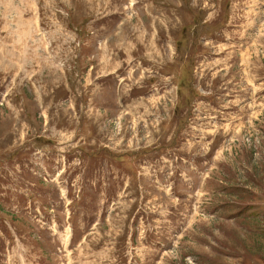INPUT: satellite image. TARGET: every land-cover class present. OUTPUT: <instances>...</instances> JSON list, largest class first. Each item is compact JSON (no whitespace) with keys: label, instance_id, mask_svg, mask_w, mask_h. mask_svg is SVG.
<instances>
[{"label":"rangeland","instance_id":"374dc122","mask_svg":"<svg viewBox=\"0 0 264 264\" xmlns=\"http://www.w3.org/2000/svg\"><path fill=\"white\" fill-rule=\"evenodd\" d=\"M0 264H264V0H0Z\"/></svg>","mask_w":264,"mask_h":264},{"label":"trees","instance_id":"16d2710c","mask_svg":"<svg viewBox=\"0 0 264 264\" xmlns=\"http://www.w3.org/2000/svg\"><path fill=\"white\" fill-rule=\"evenodd\" d=\"M184 33H185V30L182 29L181 30V35L184 36ZM180 40H181V38H178V41L176 42V50L177 51H179L181 49V46L183 45V42H180ZM183 68H184V66L182 68H180L179 77H178L179 80L181 78V74L183 73ZM258 200L259 199L251 201V202L247 203V205H245V204L243 205V203L241 202V203H239V207H238L239 209L235 211L236 213L232 212L230 214L233 215L235 213L237 215V214H242L243 213L242 214V219L246 221V217H249V216H247V209H249V210L252 209V211H254L256 213L257 210H255L253 208H257L258 205H256V203H257ZM249 206H250V208H249ZM244 216H246V217H244Z\"/></svg>","mask_w":264,"mask_h":264}]
</instances>
